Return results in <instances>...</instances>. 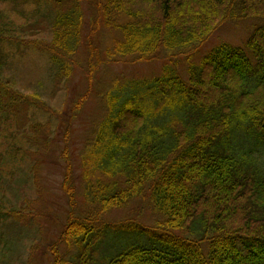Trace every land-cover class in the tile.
<instances>
[{
  "label": "trees",
  "instance_id": "1",
  "mask_svg": "<svg viewBox=\"0 0 264 264\" xmlns=\"http://www.w3.org/2000/svg\"><path fill=\"white\" fill-rule=\"evenodd\" d=\"M90 2L97 13L91 32L103 26L121 33L105 47L103 62L146 61L159 50L199 44L226 20L261 22L241 45L222 42L209 50L188 67L186 80L157 76L144 97L106 98L105 119L80 155L83 195L96 209L67 220L59 240L76 253L64 261L55 252L51 264H93L92 234L102 212L145 194L157 217L144 227L160 233L106 264H264V0ZM75 3L56 14L48 48L66 75L83 39ZM4 20L0 12V32ZM145 97L150 106L141 104ZM65 143L63 158L67 135ZM97 172L124 179L102 182Z\"/></svg>",
  "mask_w": 264,
  "mask_h": 264
},
{
  "label": "rangeland",
  "instance_id": "2",
  "mask_svg": "<svg viewBox=\"0 0 264 264\" xmlns=\"http://www.w3.org/2000/svg\"><path fill=\"white\" fill-rule=\"evenodd\" d=\"M76 1L84 17L83 39L69 61L72 73L66 75L48 48L56 14ZM0 12L6 16L0 32V264H51L55 255L73 260L76 250L61 244L59 236L68 219L96 209L83 195L80 155L105 119L106 98L122 95V100L132 92L143 96L157 76L186 80L188 67L199 65L209 50L222 42L241 45L261 22V17L226 20L199 44L159 50L146 61L103 62L105 47L121 33L103 26L91 32L97 13L90 0H3ZM87 46L94 49L92 58ZM91 61L95 69L90 77ZM148 99L141 104L150 106ZM77 102L81 105L74 109ZM68 165L70 182L65 178ZM95 177L102 182L124 179L100 172ZM145 195L102 212L92 234L93 264H106L160 233L144 227H152L157 217Z\"/></svg>",
  "mask_w": 264,
  "mask_h": 264
}]
</instances>
